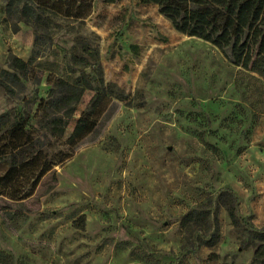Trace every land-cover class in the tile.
Segmentation results:
<instances>
[{"label": "rangeland", "instance_id": "374dc122", "mask_svg": "<svg viewBox=\"0 0 264 264\" xmlns=\"http://www.w3.org/2000/svg\"><path fill=\"white\" fill-rule=\"evenodd\" d=\"M40 34L49 36L33 64L40 82L24 81L13 98L0 90V114L23 98L34 113L50 74L74 82L81 73L68 67L84 46L102 71L85 70L93 90L55 147L96 91L106 89L111 106L32 198L0 199V264H256L264 90L252 89L253 78L139 0H96L90 17L51 18ZM34 47V28L10 18L0 0V73L9 56L28 60ZM233 197L236 222L226 207ZM191 211L203 221L183 226Z\"/></svg>", "mask_w": 264, "mask_h": 264}, {"label": "trees", "instance_id": "16d2710c", "mask_svg": "<svg viewBox=\"0 0 264 264\" xmlns=\"http://www.w3.org/2000/svg\"><path fill=\"white\" fill-rule=\"evenodd\" d=\"M96 0H6V13L35 30V47L28 60L11 55L8 69L0 73V90L13 98L16 88H25L24 81L40 82L34 62L42 56L49 36L40 29L48 27L51 18L83 21L93 13ZM120 0H103L114 4ZM156 5L180 33L201 39L216 47L225 58L253 78V90H264V0H139ZM19 30V26L15 31ZM92 58V59H91ZM78 65L76 70L72 65ZM71 65V66H70ZM101 70L96 51L84 46L80 55L73 54L68 70L80 72L74 82L50 74L48 93L38 101L33 113L29 100L23 98L21 108H11L0 114V199L24 202L32 198L44 178L64 165L73 156V150L92 135L109 111L111 97L96 91L87 108L81 113L72 133L56 148L69 125L76 105L86 90L85 70ZM102 71V70H101ZM102 76V72L98 73ZM102 79V77H101ZM104 84L103 80H100ZM53 140V141H52ZM65 147L67 149H65ZM235 198L227 204L233 221H238ZM203 214L191 211L183 218V226L203 221ZM261 241L255 252L256 264H264V232H253Z\"/></svg>", "mask_w": 264, "mask_h": 264}, {"label": "bare ground", "instance_id": "6f19581e", "mask_svg": "<svg viewBox=\"0 0 264 264\" xmlns=\"http://www.w3.org/2000/svg\"><path fill=\"white\" fill-rule=\"evenodd\" d=\"M201 72V71H200Z\"/></svg>", "mask_w": 264, "mask_h": 264}, {"label": "crops", "instance_id": "0c3cea01", "mask_svg": "<svg viewBox=\"0 0 264 264\" xmlns=\"http://www.w3.org/2000/svg\"><path fill=\"white\" fill-rule=\"evenodd\" d=\"M25 60V59H24Z\"/></svg>", "mask_w": 264, "mask_h": 264}]
</instances>
